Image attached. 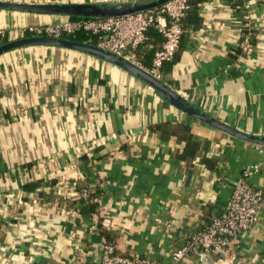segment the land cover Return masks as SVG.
<instances>
[{
  "label": "crops",
  "instance_id": "0c3cea01",
  "mask_svg": "<svg viewBox=\"0 0 264 264\" xmlns=\"http://www.w3.org/2000/svg\"><path fill=\"white\" fill-rule=\"evenodd\" d=\"M242 1L250 3L247 20L230 0L203 1L201 25L185 30L163 79L212 115L264 134V0ZM57 18L0 8L1 37L18 38L21 27ZM245 24L255 28V40L234 59ZM162 42L151 38L137 60L150 67ZM175 120L190 123L202 141L191 164L176 156L185 142L156 128ZM204 154L215 157V167ZM246 167L254 168L247 177ZM243 180L264 188L262 145L191 116L117 64L42 44L0 55V264H100L96 219L116 231L121 253L209 264L195 253L174 261L172 251L210 221L211 211L225 209ZM80 182L102 186L98 212L71 206ZM228 250L232 264H264V207ZM212 254L210 264H221Z\"/></svg>",
  "mask_w": 264,
  "mask_h": 264
},
{
  "label": "built area",
  "instance_id": "2783aa9c",
  "mask_svg": "<svg viewBox=\"0 0 264 264\" xmlns=\"http://www.w3.org/2000/svg\"><path fill=\"white\" fill-rule=\"evenodd\" d=\"M189 7L188 0H169L160 6L137 11L130 14L108 17H69L55 19L43 23H32L21 27L19 31L24 36L28 34H43L62 37L85 31L97 37V45L115 51L127 58L137 60L134 48L143 44L148 38L150 27L154 26L163 36L162 45L154 52L152 64L147 68L155 76L163 78V67L173 60L180 46L184 32L183 19ZM250 3L241 1L235 8L245 10V20L250 18ZM250 26V25H249ZM4 29H0V36H5ZM250 34L241 40L244 50L250 48ZM264 147V144H260ZM256 168V166H254ZM252 167L244 169L245 177L249 176ZM92 190L90 185L79 190L78 196L87 197ZM264 207V188L253 185L246 180L241 181L233 189L225 209L215 213L211 220L202 228L193 232L189 238L172 251L174 261L189 257L192 254L201 256V251L217 254L221 264H232L229 254V244L233 237L243 230L249 229L255 222L260 210ZM98 219L94 221V226ZM102 252L100 264H162L155 259L135 251L124 254L118 251L115 243L109 242L102 235Z\"/></svg>",
  "mask_w": 264,
  "mask_h": 264
},
{
  "label": "water",
  "instance_id": "95a60500",
  "mask_svg": "<svg viewBox=\"0 0 264 264\" xmlns=\"http://www.w3.org/2000/svg\"><path fill=\"white\" fill-rule=\"evenodd\" d=\"M167 1L169 0H122L89 2H17L0 0V8L47 14H63L79 17H108L125 15L154 8ZM32 44L68 47L108 60L142 79L148 85L153 87L169 103L182 109L191 116L199 118L217 128L245 138L251 142L264 144V134L247 132L212 115L210 112L203 110L200 106L196 105L187 97L178 93L174 86L166 82L163 78L155 76L144 66L122 54L103 48L92 42L80 41L69 37H55L43 34L24 35L2 42L0 44V55L8 50ZM200 254L201 258L207 263H213L214 257L210 251L202 250ZM43 263L53 264L49 260H43Z\"/></svg>",
  "mask_w": 264,
  "mask_h": 264
},
{
  "label": "trees",
  "instance_id": "16d2710c",
  "mask_svg": "<svg viewBox=\"0 0 264 264\" xmlns=\"http://www.w3.org/2000/svg\"><path fill=\"white\" fill-rule=\"evenodd\" d=\"M205 0H188L189 7L187 9V13L183 19V26H184V32L188 28H196L199 27L202 23L203 16L200 14V4ZM242 0H230L231 5L235 7L238 3H241ZM240 10L241 8H236ZM243 11V9L241 10ZM245 13V12H244ZM72 17H79V16H72ZM255 28L251 27L249 25H244L242 29V38L245 34H250V41L253 43L255 40ZM183 32V34H184ZM62 37H69L72 39L80 40V41H87L96 43L97 37L91 33H87L85 31H78L73 34H65ZM183 37V35H182ZM151 38L156 40H162L163 36L162 34L155 28L154 26L150 27L148 31V38L147 40L139 45L138 47L134 48L132 51L136 54L138 59L141 56V50L143 49V45L150 41ZM7 37H1L0 36V44L4 41H7ZM182 41V38H181ZM181 44V42H180ZM244 51L243 48L237 47L235 50V53L232 54V57L235 59L237 56ZM177 54H175L176 57ZM174 57V58H175ZM173 58V59H174ZM141 59V58H140ZM139 59V60H140ZM177 59V58H176ZM141 61V60H140ZM172 61V60H171ZM144 64H146L145 61L142 60ZM173 63V62H172ZM172 63L168 66V69L171 68ZM165 65V64H164ZM156 128L161 132L162 137L168 138L171 135H175L180 141H184L185 145L182 150L177 149L176 150V156L180 159L185 161L187 164H191L192 160L196 157L198 152L201 149L202 141L197 136L194 135L192 132L191 124L187 123L185 121L175 120V121H163L158 124H156ZM203 161L206 164V166L213 168L216 165V160L214 156H207L204 154ZM85 182L77 183L78 186H82ZM84 186V185H83ZM86 186V185H85ZM103 193V188L99 183H96V185L92 188L90 194L87 197L79 196L73 201H71L73 205H71L74 209L79 210L80 212L84 213H96L99 210L100 206V198ZM217 212H210V218ZM211 220V219H210ZM98 229L100 230L101 235L105 236V238L112 243L116 244V231L105 226L101 219L98 221ZM39 264V263H35Z\"/></svg>",
  "mask_w": 264,
  "mask_h": 264
},
{
  "label": "rangeland",
  "instance_id": "374dc122",
  "mask_svg": "<svg viewBox=\"0 0 264 264\" xmlns=\"http://www.w3.org/2000/svg\"><path fill=\"white\" fill-rule=\"evenodd\" d=\"M57 17H58L57 19H67V18L72 17V16L57 14ZM45 22H47V20ZM39 23H43V22H39Z\"/></svg>",
  "mask_w": 264,
  "mask_h": 264
}]
</instances>
